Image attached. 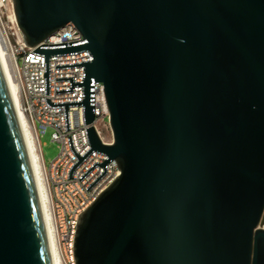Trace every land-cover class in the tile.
<instances>
[{
	"label": "water",
	"instance_id": "water-1",
	"mask_svg": "<svg viewBox=\"0 0 264 264\" xmlns=\"http://www.w3.org/2000/svg\"><path fill=\"white\" fill-rule=\"evenodd\" d=\"M28 47L72 22L84 39L42 44L50 57L89 50L83 105L91 147L120 174L83 212L76 264H264V0H12ZM94 82L112 142L100 138ZM0 264H52L41 200L0 63Z\"/></svg>",
	"mask_w": 264,
	"mask_h": 264
},
{
	"label": "built area",
	"instance_id": "built-area-1",
	"mask_svg": "<svg viewBox=\"0 0 264 264\" xmlns=\"http://www.w3.org/2000/svg\"><path fill=\"white\" fill-rule=\"evenodd\" d=\"M13 12L12 0H0V22L7 11ZM12 31L3 30L0 23V36L8 56L11 70L19 90V99L27 127L32 138L38 144L41 164L46 184L47 204L52 223L58 258L61 264H76L75 239L81 215L119 176L120 171L115 160L107 164V173L88 191L86 188L104 171L96 165L82 180L80 177L95 163H103L108 156L93 151L74 171L73 178H68L72 165L78 160L72 152L68 137L72 135L74 148L82 156L91 145L87 141L84 125L83 105L68 106L70 130L66 131L64 107H50L45 98L51 102L83 100V86H74V92L56 93V90L70 89V80L56 81L58 77L73 76L74 81H82L84 66L59 68L58 64L78 63L93 60L89 50L76 54L50 57V95L45 94V56L32 53L42 44L70 43L84 39L83 34L72 22L47 37L36 47H28L12 16ZM95 121L100 138L105 143L104 129H109L104 86L94 82ZM52 129V139L59 144L60 151L47 166L44 162L41 137L46 130Z\"/></svg>",
	"mask_w": 264,
	"mask_h": 264
},
{
	"label": "bare ground",
	"instance_id": "bare-ground-1",
	"mask_svg": "<svg viewBox=\"0 0 264 264\" xmlns=\"http://www.w3.org/2000/svg\"><path fill=\"white\" fill-rule=\"evenodd\" d=\"M0 63L3 68L6 81L9 87V91L13 99L14 106H15V109H16V112L19 118L25 144H26L27 151L30 157L34 176L37 182V188H38V192H39V196L41 200L43 216H44L47 236L49 240L52 264H61L58 258L57 250H56L54 233H53L52 223L50 219L48 204H47L46 184L44 181L43 166L40 162L41 157L39 154L38 144L32 138L31 133L27 127L25 116H24V113L22 111L21 104H20L18 86L16 84L13 72L11 70L9 59L5 52L1 36H0Z\"/></svg>",
	"mask_w": 264,
	"mask_h": 264
},
{
	"label": "rangeland",
	"instance_id": "rangeland-1",
	"mask_svg": "<svg viewBox=\"0 0 264 264\" xmlns=\"http://www.w3.org/2000/svg\"><path fill=\"white\" fill-rule=\"evenodd\" d=\"M12 16L13 12L7 11L2 17L1 28L7 32L12 31ZM103 135L105 136L106 140L112 141V133L109 129L103 130ZM41 144H42V152H43V158L44 162L47 166L50 165V163L56 158L58 155L60 148L59 144L56 141H53L52 139V129L48 128L45 132V134L41 137ZM264 226V222L262 224Z\"/></svg>",
	"mask_w": 264,
	"mask_h": 264
}]
</instances>
